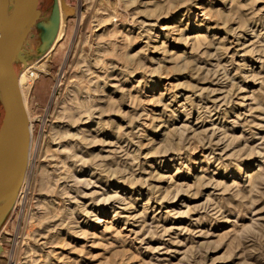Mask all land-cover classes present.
<instances>
[{"label": "rangeland", "instance_id": "374dc122", "mask_svg": "<svg viewBox=\"0 0 264 264\" xmlns=\"http://www.w3.org/2000/svg\"><path fill=\"white\" fill-rule=\"evenodd\" d=\"M64 2L0 264H264V0Z\"/></svg>", "mask_w": 264, "mask_h": 264}, {"label": "water", "instance_id": "95a60500", "mask_svg": "<svg viewBox=\"0 0 264 264\" xmlns=\"http://www.w3.org/2000/svg\"><path fill=\"white\" fill-rule=\"evenodd\" d=\"M61 4L64 17L71 7L64 0ZM37 6L38 0H0V227L12 210L25 177L31 139L14 63L42 55L59 28L57 0H52L46 17L37 18ZM25 25L34 27L39 39L31 57L23 50L27 40L22 30ZM16 34L18 38L11 42Z\"/></svg>", "mask_w": 264, "mask_h": 264}, {"label": "bare ground", "instance_id": "6f19581e", "mask_svg": "<svg viewBox=\"0 0 264 264\" xmlns=\"http://www.w3.org/2000/svg\"><path fill=\"white\" fill-rule=\"evenodd\" d=\"M57 4H58L59 16H60V22H59V28H58L57 35H56V37H55L53 43L51 44V46H50V47L47 49V51H45L42 55H40V56H38V57H35V58H31V59L28 58V59L25 60L24 63H25V66H26V67L29 66V65H31V63H33L37 58H39V57H45V56L48 54L49 50H50V49L52 48V46L54 45L55 41H57L58 36L61 34L62 26H63V25H62L63 20H62V18H61V9H62L61 0H57ZM62 12H63V9H62ZM36 16H37V18H42V17H44V14H43V12H42V9L39 8V6H37ZM22 30L24 31L26 37L29 36V35H31V29L27 28V25L23 26ZM18 35H19V34H16V37L14 36L13 38L10 39V41H11V42L16 41L15 38L17 39V38H18V37H17ZM26 67H25L24 69H26ZM25 73H26V71L23 70V71L20 73V75L18 76V84H19V89H20V92H21V95H22V98H23V102H24V105H25V109H26V111H27L26 102H25V96H24V90H23V85H22V79H23ZM27 115H28V112H27ZM28 118H29V117H28ZM29 129H30V131H31V125H30V123H29ZM28 156H29V155H28ZM27 162H28V160H27ZM24 178H25V177H24ZM23 181H24V179H23ZM22 185H23V182H22L21 186H22ZM21 186H20V189H21ZM20 189H19V191H20ZM19 191H18L17 197H18V195H19ZM16 200H17V198H16ZM16 200H15V202H16ZM14 204H15V203H14ZM13 206H14V205H13ZM1 251H2V250H1ZM1 251H0V252H1Z\"/></svg>", "mask_w": 264, "mask_h": 264}]
</instances>
